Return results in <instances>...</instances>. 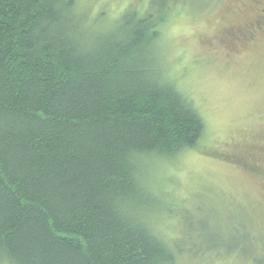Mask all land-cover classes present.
<instances>
[{
	"label": "trees",
	"instance_id": "trees-1",
	"mask_svg": "<svg viewBox=\"0 0 264 264\" xmlns=\"http://www.w3.org/2000/svg\"><path fill=\"white\" fill-rule=\"evenodd\" d=\"M158 1L86 23L75 0H0V264H175L139 164L205 127L158 64L189 1Z\"/></svg>",
	"mask_w": 264,
	"mask_h": 264
},
{
	"label": "rangeland",
	"instance_id": "rangeland-1",
	"mask_svg": "<svg viewBox=\"0 0 264 264\" xmlns=\"http://www.w3.org/2000/svg\"><path fill=\"white\" fill-rule=\"evenodd\" d=\"M132 2L75 0L85 22L104 13L108 23ZM186 2L163 27L158 64L205 128L194 148L140 162L153 198L144 220L180 252L175 264H264V36L230 40L250 2Z\"/></svg>",
	"mask_w": 264,
	"mask_h": 264
},
{
	"label": "flooded vegetation",
	"instance_id": "flooded-vegetation-1",
	"mask_svg": "<svg viewBox=\"0 0 264 264\" xmlns=\"http://www.w3.org/2000/svg\"><path fill=\"white\" fill-rule=\"evenodd\" d=\"M246 2L251 4V18L247 25L242 28H236L230 33L229 36L232 43L251 44L258 37L264 36V0H245L244 7H246Z\"/></svg>",
	"mask_w": 264,
	"mask_h": 264
}]
</instances>
